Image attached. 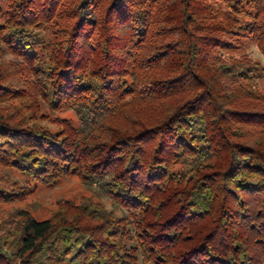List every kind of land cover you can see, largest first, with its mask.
I'll list each match as a JSON object with an SVG mask.
<instances>
[{
    "label": "trees",
    "instance_id": "trees-1",
    "mask_svg": "<svg viewBox=\"0 0 264 264\" xmlns=\"http://www.w3.org/2000/svg\"><path fill=\"white\" fill-rule=\"evenodd\" d=\"M250 42L264 0H0V264H264ZM67 176L112 209L12 207Z\"/></svg>",
    "mask_w": 264,
    "mask_h": 264
},
{
    "label": "rangeland",
    "instance_id": "rangeland-1",
    "mask_svg": "<svg viewBox=\"0 0 264 264\" xmlns=\"http://www.w3.org/2000/svg\"><path fill=\"white\" fill-rule=\"evenodd\" d=\"M238 56H245L257 65V73L261 77L256 82L254 90L264 95V55L261 52L258 44L248 43L243 50L238 53ZM12 56L7 55L5 60H11ZM49 114L51 118H62L68 120L72 125L79 126L78 118L73 110H62L57 112H50L48 110H42L40 114ZM45 126L51 128V130L59 129L58 125L51 122L42 120L40 121ZM16 176L20 179L24 178V175L20 172H15ZM22 181V180H21ZM37 186L36 191L30 195L25 201L15 203L12 207L27 209L38 220L50 218L57 209V204L61 200H73L78 202L82 197H92L93 200L101 202L108 209H112V202L109 198L99 193H96V189L85 185L77 176H67L60 179L53 185H42L34 183ZM11 206H5L10 208Z\"/></svg>",
    "mask_w": 264,
    "mask_h": 264
}]
</instances>
